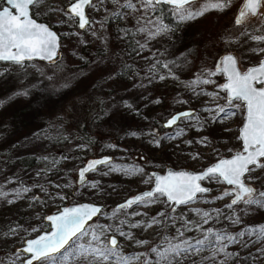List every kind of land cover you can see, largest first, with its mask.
Returning <instances> with one entry per match:
<instances>
[{
    "label": "rangeland",
    "instance_id": "1",
    "mask_svg": "<svg viewBox=\"0 0 264 264\" xmlns=\"http://www.w3.org/2000/svg\"><path fill=\"white\" fill-rule=\"evenodd\" d=\"M69 1L40 0L30 6L32 16L46 21L61 36L56 63L0 61V264H22L23 254L11 251L10 246L21 243L27 225H32L27 236L46 229L42 215L62 202H100L101 213L87 223L88 235L75 245L66 246L55 259L32 264H112V259L80 255L78 247L102 248L110 234L116 237L122 255L139 257L132 264H152L157 259L153 248L162 251L170 243L188 238L194 242L213 239V233L264 228V208L258 213L245 212L248 205L243 201L228 207L237 190L218 178L202 180L209 191L197 194L193 202L173 207L175 211L159 194L152 203L123 210L114 206L147 188L151 170L163 171L166 166L200 169L240 147L237 126L242 104L233 101L229 105L220 87V72L209 73L216 72L214 61L225 51L235 54L241 70L258 61L264 41L254 38L264 37V3L256 15L246 16L237 25L243 0H230L223 10L211 8L208 0H191L186 8L208 10L184 22L174 6L175 16L167 22L152 17V5L145 0H91L85 7L89 23L78 29L65 9ZM115 12L109 23L104 21ZM173 78L177 81L168 83ZM205 79L210 83L197 82ZM163 85L171 90L162 91ZM97 96L103 99V109L97 111L93 104L82 118L87 100ZM178 102L193 109L191 116H181L170 127L162 126ZM220 108L226 109L227 119H221ZM154 114L161 118L151 129L145 121ZM92 130L122 135L117 142L105 137L89 141L83 136L90 137ZM100 153L110 154L111 159L76 184V167L86 157ZM23 154H34L38 165L20 169L10 163V158ZM260 162L264 164V158ZM243 179L256 196L264 192V167ZM20 212L23 217L16 220ZM153 218L159 223H153ZM237 218L239 222L234 223ZM93 232L103 233L100 241L92 240ZM244 241L247 246H242ZM255 245L264 247V240L252 235L239 243H227L240 254ZM212 249L209 246L182 264H210ZM235 262L231 259L224 264Z\"/></svg>",
    "mask_w": 264,
    "mask_h": 264
},
{
    "label": "snow or ice",
    "instance_id": "2",
    "mask_svg": "<svg viewBox=\"0 0 264 264\" xmlns=\"http://www.w3.org/2000/svg\"><path fill=\"white\" fill-rule=\"evenodd\" d=\"M39 2L40 0H7V4L15 10V13L8 8L0 11V61L19 65L33 58L53 61L56 57L57 35L50 31L47 26L36 23L29 14L30 6H35ZM208 2L211 8L223 10L230 0H208ZM90 3L91 0H75V3L69 8L70 15L78 18L81 29L89 23L84 10L85 6ZM146 3L148 5L155 3L157 5L174 6L181 22L196 19L208 10L207 7L200 10L186 8L185 6L190 4L191 0H146ZM262 3H264V0H245L235 23L241 25L246 16L256 15ZM128 6L133 7L131 4ZM254 39L264 41V37ZM259 51L264 52V48ZM237 63L234 56L227 55L217 64L216 72H210L209 75H215L217 72L226 74L227 83L222 86L221 90L227 93L229 105L233 101H242L246 108L245 123L239 137L243 141L242 153H238L231 159L220 160L214 167L208 168L202 174L169 172L163 177L156 176L154 192L149 191L130 199L125 204L120 205L118 210L130 208L134 204L152 203L156 194L166 197L167 202L176 206L188 204L195 201L197 194L209 191L198 183L205 178L222 179L223 182L239 190L228 207L243 201L245 205L264 208V199H262L264 198V192H260L256 196L255 189L247 186L242 179L247 173L255 171L256 168L264 167V164L260 162L261 158H264V87H257V85H264V61H261L255 67L249 68L244 73L238 70ZM197 82L210 83L207 79ZM219 113L223 114L221 119L228 118L226 109L220 108ZM180 116H191V113H181L179 116L173 117L166 126L170 127L175 124ZM107 162V160L93 161L80 172L81 179H83L85 172L94 169L97 164ZM253 165L255 168L251 167ZM225 195H232V193L225 192ZM175 210V208L172 209V211ZM100 213L101 209L97 206L83 205L66 209L59 216L50 217L49 219L52 221L55 231L50 236H41L39 239L27 243L25 251L32 256L28 264H32V260L55 259L57 254H62V250L66 246L75 245L81 237L88 235L86 230L88 221ZM158 215H163V213ZM204 215L207 216L208 214L205 213ZM233 222L238 223L239 218ZM120 223L124 222L120 221ZM153 223H159V221L153 218ZM148 226L151 227L152 225L149 224ZM119 234L125 235L122 231ZM179 234L183 236V232ZM102 235L103 233L93 232L92 240L100 241ZM212 235L213 239L205 237L193 242L191 238H188L180 243H170L162 251L153 248L152 252L156 253L157 259L152 264H182L184 259L204 252L209 246L213 247L215 252H224L225 246L223 245L225 241L228 244L239 243L243 241L245 236L256 235L257 240H264V228H251L247 232L241 231L237 234L220 235L213 233ZM139 243L143 244L145 242L141 241ZM218 244L222 246L216 247ZM242 246H247V241H244ZM78 247L82 249L80 255H91L103 261L112 259V264H132L134 260L139 259L138 256L122 255L118 251L119 244L115 236L108 239L107 244L102 248H84L83 245ZM232 255H238V253H226V258ZM202 259L204 258L202 257ZM145 264H149V262L145 261ZM221 264H224V262H221Z\"/></svg>",
    "mask_w": 264,
    "mask_h": 264
},
{
    "label": "water",
    "instance_id": "3",
    "mask_svg": "<svg viewBox=\"0 0 264 264\" xmlns=\"http://www.w3.org/2000/svg\"><path fill=\"white\" fill-rule=\"evenodd\" d=\"M146 1V0H145ZM75 3V0H70L66 5H65V9L68 11L69 13V8L72 4ZM245 3V0H243V2L241 3L240 5V9H242L243 5ZM86 7V6H85ZM4 8H8L10 11H12L13 13H15V10L11 8L10 5L7 4V0H3V3L0 5V11H2ZM85 11V10H84ZM241 10L238 11V15L240 13ZM29 14H30V17L38 24H42V25H45L47 26L50 31H52L53 33H55L57 35V38H58V48H57V54H56V57L54 58V60H56L59 56H60V53H61V50H60V34L51 27L50 24H48L46 21L44 20H39L37 18H35L34 16H32L31 12H30V8H29ZM70 14V13H69ZM72 16V15H71ZM85 16L86 18L88 19L87 15H86V12H85ZM75 18V17H74ZM76 19V26L78 29H81L79 27V24H78V18H75ZM227 55H232L236 58L235 54L232 53L231 51H225V52H222L214 61V68L216 69L217 67V64L222 60L223 57L227 56ZM40 60V61H43L45 63H51L53 61H48V60H45V59H40V58H33L31 60ZM237 60V58H236ZM261 61H264V53L259 57L258 61L254 62V63H251V64H248L245 66V68L243 70H241L238 66V63H237V67H238V70L241 72V73H244L246 72L249 68H252V67H255L257 66ZM221 73V76H222V83H221V87L227 83V77H226V74ZM257 87H264V85H257ZM224 96H225V99L227 100V93L224 91ZM241 104H242V115H241V120H240V123L238 124L237 126V136H238V139H239V142H240V147L238 149H235L233 150L231 153L227 154V155H221L217 158H215L214 160L206 163L203 167H201L200 169H196V170H193V169H186V168H183V167H173V166H166L163 171H157V170H151L150 171V175L152 177V181H151V184L147 187V188H143L131 195H128L126 196L125 198H123L122 200L116 202L114 204L115 207H119L120 205L122 204H125L126 201L130 200V199H133L143 193H147L149 191H152L154 192V189H155V185H156V180H155V177L156 176H166L169 172H175V173H179V172H187V173H191V174H202L204 173L208 168L210 167H214L220 160H223V159H231L233 158L235 155H237L238 153H242L243 151V141L239 138L241 136V129L245 123V117H246V108L243 104L242 101H240ZM193 111L192 108L190 107H183L181 109H178V110H174L172 111L171 113H169L163 120H162V126L164 127H168L166 126L168 121L171 120L173 117H176V116H179V114L181 113H191ZM181 117V116H180ZM178 120V119H177ZM111 159V155L110 154H107V153H100V154H95V155H90L88 157H86L75 169V183L76 184H79L81 183L82 181L85 180L86 178V174L91 171H87L85 172L84 174V177L83 179H81L80 177V172L82 170H84L85 168H87L89 166L90 163H92L93 161H102V160H107L109 161ZM103 164V163H101ZM101 164H97L95 166V168L98 166V165H101ZM93 170V169H92ZM243 179V178H242ZM223 184L225 185H228L226 182H223L222 179H219ZM244 180V179H243ZM245 182V181H244ZM198 183H200V185L206 189H208V186L203 184L202 181H199ZM246 184V183H245ZM247 185V184H246ZM230 186V185H229ZM248 186V185H247ZM231 188L233 189H236L234 188L233 186H230ZM237 192L239 191L238 189H236ZM165 200H166V197H163ZM167 201V200H166ZM83 205H89V206H97L99 207L100 209L102 208V203L100 202H94V201H88V200H79V201H73V202H66V203H63L61 205L58 206V208L54 211H50V212H46L44 215H43V221L47 224V228L46 229H42V230H39L37 231L36 233L30 235V236H27V237H24L21 241V243L19 245L16 246V250L17 251H20L22 254H23V258H22V261L21 263L22 264H28V261L32 259V256L30 253H27L25 251L26 247H27V243L29 241H33V240H36V239H39L41 236H50L52 232L55 231V227L52 223V221L49 219L50 217H56V216H59L61 214H63V212L66 210V209H72V208H76V207H80V206H83ZM176 205L175 204H171V207H175ZM89 222V221H88ZM112 236V234H110L108 236V239H110ZM37 260H32V263L35 262Z\"/></svg>",
    "mask_w": 264,
    "mask_h": 264
},
{
    "label": "trees",
    "instance_id": "4",
    "mask_svg": "<svg viewBox=\"0 0 264 264\" xmlns=\"http://www.w3.org/2000/svg\"><path fill=\"white\" fill-rule=\"evenodd\" d=\"M2 3H3V0H0V5ZM173 11H174V7L171 6V5H157V4L153 3L150 15L152 17H157L158 19H160L162 21L170 22L171 19H173L174 16H175ZM116 13L117 12L112 13L109 16H106L104 18V21L109 23ZM35 18H37L39 20H42L40 17H35ZM60 43H61V36H60ZM84 51H86V50H84ZM59 57L56 60H54L53 62H51V63H56L57 60L59 59ZM198 62L199 61H195L194 63L198 64ZM171 80H173V81H169V82L166 81V80H164V81H166V82H168L170 84H172V83L177 81L174 78L171 79ZM162 87H163L162 91H164V92L166 90L167 91L171 90V89L167 88L165 85H163ZM88 101H90V102H88ZM93 104L94 105L96 104L95 108H96L97 111H101L103 109V99L101 97H98V96L97 97H93L91 100H87V102L85 104L86 108L84 106L85 109L82 111V118H84V116H86L87 114L90 113V111L94 107ZM183 107H184V105H182L181 103L178 102V103L174 104V107L172 108V110L173 111L174 110H178V109H181ZM160 118H161V115L158 116V115L154 114V116L151 118V120L149 119L150 120L149 122L145 121V124L147 126H149V128L153 129L154 127H157V125L160 123ZM81 128H82V130L84 129L83 126ZM90 133H92V134H90ZM88 134L91 135L92 137L91 136L90 137L89 136H86V137L83 136V137L89 139V141H92V139H93V141H96L98 139H101L102 137H105L106 139L111 138V139H113L114 141L117 142V141L120 140L122 132H116V133L110 132L109 133V132H99V131L92 130V132L89 131ZM2 154H6V153L2 152ZM10 163L14 164L15 166H17L20 169H25V168H28V167L33 166V165H38L39 162L37 160V157L34 154H23V155H19V156L10 158ZM17 185H18V183H17ZM9 193L10 192H7L6 196H8ZM63 203H66V202H62V204ZM246 207L244 208L245 209L244 211L245 212H250V213H258L259 209H261V207L255 206V205H248ZM43 215H42V220H43ZM21 217H23L22 216V212H20L18 214L16 220L21 218ZM42 223H43V225L46 224L44 221ZM31 227H32V225L25 226V228L22 231L21 238H24V237H26L28 235ZM16 246L17 245H11L10 246V250L11 251L16 250ZM220 246H222V245H219V244L216 245V247H220ZM223 246H225V251L224 252H215L214 248L212 249L214 251V253H211L212 257L208 260L210 262V264H221V262L229 263L231 261V259L236 260L235 264L237 262H238V264H264V247L263 246H256L255 245V246L251 247L249 250H247L246 252H244L242 254L234 251L233 247L232 248H228L227 243H224ZM231 252L238 253V255H236L234 258H232L231 256L226 258V253H231ZM193 264H205V262L204 263L203 262L202 263H196V261H195ZM206 264H209V263H206Z\"/></svg>",
    "mask_w": 264,
    "mask_h": 264
},
{
    "label": "flooded vegetation",
    "instance_id": "5",
    "mask_svg": "<svg viewBox=\"0 0 264 264\" xmlns=\"http://www.w3.org/2000/svg\"><path fill=\"white\" fill-rule=\"evenodd\" d=\"M76 20V19H75Z\"/></svg>",
    "mask_w": 264,
    "mask_h": 264
}]
</instances>
